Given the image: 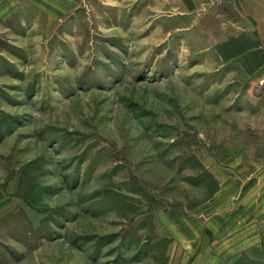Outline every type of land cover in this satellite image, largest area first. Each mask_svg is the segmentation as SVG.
<instances>
[{
    "label": "rangeland",
    "instance_id": "374dc122",
    "mask_svg": "<svg viewBox=\"0 0 264 264\" xmlns=\"http://www.w3.org/2000/svg\"><path fill=\"white\" fill-rule=\"evenodd\" d=\"M134 7L0 0V264H264V83Z\"/></svg>",
    "mask_w": 264,
    "mask_h": 264
},
{
    "label": "crops",
    "instance_id": "0c3cea01",
    "mask_svg": "<svg viewBox=\"0 0 264 264\" xmlns=\"http://www.w3.org/2000/svg\"><path fill=\"white\" fill-rule=\"evenodd\" d=\"M133 4L137 13L168 20L172 31L184 30L186 36L197 35L196 41L202 44L208 40L204 49L212 54L217 66L234 68L241 79L253 84L264 83V5L244 7L238 0H133ZM212 38L213 42L209 41ZM222 176L225 177H216L220 178L219 194L229 191L231 198L236 195L235 183L230 184L231 190H228V184H222L225 181ZM258 181L264 197V172ZM217 200L214 199L215 204ZM229 207L232 209L233 205ZM213 225L215 229H222L226 223L214 221ZM230 234L220 233L227 243H236L227 238Z\"/></svg>",
    "mask_w": 264,
    "mask_h": 264
}]
</instances>
